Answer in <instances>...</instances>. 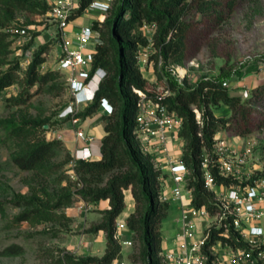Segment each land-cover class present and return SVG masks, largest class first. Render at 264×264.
Segmentation results:
<instances>
[{
  "label": "trees",
  "instance_id": "16d2710c",
  "mask_svg": "<svg viewBox=\"0 0 264 264\" xmlns=\"http://www.w3.org/2000/svg\"><path fill=\"white\" fill-rule=\"evenodd\" d=\"M4 10L15 9L34 11L37 9L31 0H0ZM93 0H80L79 7L70 15L71 20L82 16ZM223 0H121L113 14L103 15L93 21V26L100 31L101 42L98 43L93 70L103 68L107 72L92 102L86 105L77 116L86 119L101 108L104 101L112 106V112L103 116L105 136L102 139L101 159L79 160L74 171L79 177L80 186L53 204L40 198H19L16 202L22 208L17 220L28 221L33 225L43 222L65 221L72 224L73 219L62 208L72 206L75 195L88 202L109 200L110 208L103 210L101 222L92 225L88 231L106 233L107 247L103 256H78L67 252L62 258L63 264H114L123 258V246L118 238V217L126 208L125 191L130 190L135 200V210L128 217L127 225L133 232V242L139 243V253L131 254L132 263L141 260L143 264H165L163 251L162 223L168 217L171 203L161 200L162 172L155 166L150 155L142 152L136 137L139 95L134 89L143 90L148 96H155L150 90L138 60L140 46L149 44L142 32L145 23H154L156 32L153 45L156 49V70L160 58L163 60L158 77L167 85L171 94L163 98L167 104L183 119L181 136L184 139L183 161L190 169L188 187L193 188L196 207H207L215 212L218 205L215 195L209 191L202 177V161L205 154L214 150L215 136L220 129L230 127L232 120L247 119L249 101L239 95H232L224 86L226 78L232 76V69L222 67L217 78H202L196 85L186 79L179 81L167 68L169 63L184 64L188 47V37L194 25L187 19L189 13L196 9L205 16H215L221 21L231 10L235 0H228L223 7ZM223 7V9H221ZM227 8V9H226ZM225 9V10H224ZM3 10V8H2ZM48 8L44 9L47 12ZM2 23V22H0ZM0 32V42L5 39ZM46 48H41L27 68L26 84L31 89L54 79L56 72L42 73L41 65L46 61ZM15 83L11 73L0 76V94ZM256 92L263 91L259 86ZM28 91V92H27ZM25 94L14 96L17 103L23 104L30 99L29 89ZM226 105L232 112L227 118L217 117L215 108ZM194 107L198 108V119ZM68 120V119H65ZM42 127L51 126L50 119L39 123ZM249 130H244L246 133ZM61 139L46 138L34 144L27 152L14 156L13 161L23 170H34L52 160L59 149L64 148ZM65 163L73 160L68 152ZM217 180L230 185L232 178L218 175L217 168H212ZM233 235V234H232ZM212 237H217L214 230ZM234 237V236H233ZM18 246H9L6 254L15 252Z\"/></svg>",
  "mask_w": 264,
  "mask_h": 264
},
{
  "label": "rangeland",
  "instance_id": "374dc122",
  "mask_svg": "<svg viewBox=\"0 0 264 264\" xmlns=\"http://www.w3.org/2000/svg\"><path fill=\"white\" fill-rule=\"evenodd\" d=\"M31 1L37 5L34 11L15 9L13 12L4 10L6 7L0 1V32L6 35L0 42V76L11 73L15 77V83L0 94V264H63L64 254L76 248L82 230H75L64 220L36 225L17 220L22 210L16 202L19 198L37 197L53 204L80 186L72 161L65 163L68 152L72 155V151L62 138V132L70 129L72 123L63 119L61 113L71 103L73 95L66 75L59 70L63 37L52 16L58 0ZM120 1H109L102 21L113 14ZM223 1L224 7L228 0ZM74 3L77 9L80 0H74ZM45 8H48L47 12H44ZM226 12L228 14L217 21L215 16H205L196 9L192 10L187 19L194 27L189 33L185 63H169L167 68L176 78L175 68L186 67L185 79L191 85H196L204 77L217 78L223 66L232 69V76L225 79L229 83L226 87L244 101H249L248 117L241 120L243 117L240 115V121L232 120L230 127L220 129L219 135L236 149L251 147L253 155L248 159V165L253 167L256 164L259 168L256 175L264 176V83L259 85L263 89L261 93L254 87L256 81L264 78V0H235L233 8ZM93 15V12L84 15L82 25L93 24L97 19H93ZM153 25L145 23L142 27L146 37ZM46 46V61L40 70L42 73L54 71L57 75L30 89L25 82L27 68L34 54ZM155 52L153 45L148 60H142L139 65L150 90L160 87L164 91L167 85L158 77L163 60L160 58L159 69L156 70ZM28 89L30 99L26 103L19 104L13 99ZM215 114L227 118L232 112L222 104L215 108ZM45 119H50L51 126L46 124L48 128L39 124ZM100 120V116L93 115L82 119L79 126L87 130ZM244 130L249 131L242 133ZM44 138L61 139L65 146L52 160L34 170H23L14 163V156L27 152ZM96 143L102 146L98 134ZM205 157L212 160L214 153H207ZM75 198L76 202L79 196L75 195ZM75 202L60 211L69 213ZM127 213V210L123 212L121 221L126 219ZM177 213L172 205L165 225H173ZM9 246L19 248L6 254L5 249ZM138 247L139 243L133 242L124 250L130 264L133 261L129 255L138 254ZM134 264L143 262L138 260Z\"/></svg>",
  "mask_w": 264,
  "mask_h": 264
},
{
  "label": "built area",
  "instance_id": "2783aa9c",
  "mask_svg": "<svg viewBox=\"0 0 264 264\" xmlns=\"http://www.w3.org/2000/svg\"><path fill=\"white\" fill-rule=\"evenodd\" d=\"M109 1L93 0L85 13L97 12L98 19L109 8ZM75 9L74 0H58L52 13L63 37L59 70L66 75L73 95L61 117L76 126V139L83 142L72 152L74 166L79 160L93 159L90 145L95 135L79 127L82 118L77 113L93 101L107 76L103 68L93 70L97 45L101 42L100 31L93 24L82 25L77 28L75 38L70 39L67 28ZM155 32L154 24L147 35L150 43L139 47V63L148 60ZM174 73L181 82L186 78L187 68L177 66ZM95 79L97 81L93 83ZM92 83L93 87L89 93L86 92ZM228 85L225 81L224 86ZM160 89L157 87L154 97L140 89L135 88L134 91L140 97L136 137L142 152L150 155L162 172L161 200L182 205L175 245L163 248L161 252L164 263L264 264V176L256 175L259 169L256 164L253 167L248 165L247 161L253 155L252 148L236 149L220 133L215 136L214 157L212 160L204 157L202 177L206 188L214 193L218 209L211 212L205 206L196 207L193 188L188 187L190 169L182 159L185 145L180 134L183 119L162 102L172 93L171 90ZM194 110L200 119V110L196 107ZM213 167L217 168L219 176L232 178L235 182L230 185L219 182ZM214 230L217 231L215 238L212 237ZM115 264L128 263L118 261Z\"/></svg>",
  "mask_w": 264,
  "mask_h": 264
},
{
  "label": "crops",
  "instance_id": "0c3cea01",
  "mask_svg": "<svg viewBox=\"0 0 264 264\" xmlns=\"http://www.w3.org/2000/svg\"><path fill=\"white\" fill-rule=\"evenodd\" d=\"M95 15H93V19H96L98 17L97 12H93ZM85 13L84 15H86ZM83 15V16H84ZM80 16L75 20H72L70 25L68 26V33L70 36V39L73 40L75 38V33L77 31V28L79 26H82L83 20ZM264 78L259 79L255 82L254 87L259 86L263 84ZM97 79L93 83H95ZM93 83L90 85L88 91L91 90L93 87ZM232 95H236L233 92H231ZM112 110L111 105L106 100L102 104L101 108L96 112L94 115L100 116L101 120L99 123H92L90 127L86 130L89 133H92L95 135V140L91 143L90 149L93 154V159H101V147L99 144L96 143V134L101 138V145H102V139L105 136V121L103 119V116L105 114L110 113ZM91 117V116H90ZM71 122V121H70ZM81 127V126H79ZM62 138L66 141L68 147L73 152L79 145H82L83 142H79L76 139V126L73 124H70V129L62 132ZM125 201H126V208L123 210L128 211L127 217L124 221L120 220V216L123 214V212L118 217V238L123 246V258L118 261H123L125 263H129L128 261V255L124 252L125 248L130 246L133 243V232L127 225V219L128 217L134 212L135 210V200L130 190L125 191ZM171 206L174 205L177 210V215L173 220V225H165L164 221L168 218H166L162 223V233H163V248H171L175 245L176 240V234L180 230V217L182 214V205L180 202H170ZM110 208L109 200H99L96 202H88L85 201L82 198H78L75 202L74 206L70 208V212L67 213L69 216L72 217L73 222L72 225L75 227V230H82V233L80 235V241L76 248L72 250V253L78 255V256H84V255H94L101 257L106 252L107 247V240H106V233L103 230H100L98 232H90L88 231L89 228L101 222L103 214L101 213L103 210ZM171 209V208H170ZM169 216V215H168ZM116 261L115 263H117ZM114 263V264H115Z\"/></svg>",
  "mask_w": 264,
  "mask_h": 264
},
{
  "label": "bare ground",
  "instance_id": "6f19581e",
  "mask_svg": "<svg viewBox=\"0 0 264 264\" xmlns=\"http://www.w3.org/2000/svg\"><path fill=\"white\" fill-rule=\"evenodd\" d=\"M180 70L182 71V73H185V70L182 67H180Z\"/></svg>",
  "mask_w": 264,
  "mask_h": 264
},
{
  "label": "water",
  "instance_id": "95a60500",
  "mask_svg": "<svg viewBox=\"0 0 264 264\" xmlns=\"http://www.w3.org/2000/svg\"><path fill=\"white\" fill-rule=\"evenodd\" d=\"M45 127L48 128V125H46Z\"/></svg>",
  "mask_w": 264,
  "mask_h": 264
}]
</instances>
